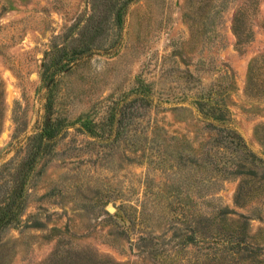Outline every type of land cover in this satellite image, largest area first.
I'll list each match as a JSON object with an SVG mask.
<instances>
[{
	"label": "rangeland",
	"instance_id": "374dc122",
	"mask_svg": "<svg viewBox=\"0 0 264 264\" xmlns=\"http://www.w3.org/2000/svg\"><path fill=\"white\" fill-rule=\"evenodd\" d=\"M209 88L242 147L198 116ZM206 219L264 264V0H0V264H214Z\"/></svg>",
	"mask_w": 264,
	"mask_h": 264
},
{
	"label": "trees",
	"instance_id": "16d2710c",
	"mask_svg": "<svg viewBox=\"0 0 264 264\" xmlns=\"http://www.w3.org/2000/svg\"><path fill=\"white\" fill-rule=\"evenodd\" d=\"M62 51H57L56 55L50 61V65L43 68L42 71V81L45 84L46 88L49 92L52 90V85L54 83L52 72L56 71V69H64L66 65V61L69 62L68 58L71 53H66L64 56L61 54ZM71 62V61H70ZM217 88H209V90L202 91L196 100H194V105L198 116L204 122V126L215 132L217 135V143H220L222 147L234 146L235 148L242 147L243 141L241 137L236 133V131L231 126V120L229 116V112L225 107L224 103L221 99L215 96L217 92ZM48 97H50L48 95ZM51 107V103L49 100H46V108ZM125 108L124 106L116 105L108 108L107 111V119L111 120V124L108 126L109 133L105 136L104 141L109 143L110 141H117L120 136V131H118L119 125L122 123L124 119ZM52 112V109H50ZM57 120L53 118V116L48 113L45 117L44 125L42 129H40L37 137H34L35 142L41 143L43 150L45 151L48 148V144L54 142V139L60 133L61 128L57 126ZM83 129L88 131L95 130V123H84L81 124ZM59 129V130H58ZM34 142V143H35ZM207 156L211 159L212 154H207ZM208 165H212L215 170L218 171V163L210 162ZM224 168V165H223ZM227 212L224 209L218 210V214L225 215ZM205 227L202 236L200 237L207 246H213L220 250V253L226 251L223 254H215L218 257L217 262L214 264H240L242 259H249L252 257L253 249L250 248L249 244H247L245 237L240 236L237 232H233L232 234H227L224 232H220L210 226L209 219L205 220ZM197 238L195 237L194 231H190V234L186 238V242L195 243ZM219 251V250H218Z\"/></svg>",
	"mask_w": 264,
	"mask_h": 264
}]
</instances>
